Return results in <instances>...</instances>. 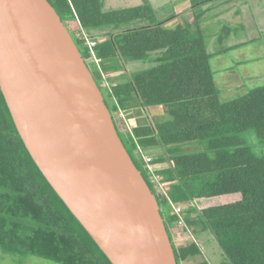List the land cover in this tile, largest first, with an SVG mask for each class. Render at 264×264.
Instances as JSON below:
<instances>
[{
    "label": "trees",
    "instance_id": "obj_1",
    "mask_svg": "<svg viewBox=\"0 0 264 264\" xmlns=\"http://www.w3.org/2000/svg\"><path fill=\"white\" fill-rule=\"evenodd\" d=\"M47 2L83 49L123 146L145 171L176 264H209L204 248L212 241L222 264H264V86L219 100L213 55L199 28L203 12L172 30L155 24L148 4L105 12L103 0ZM83 33L95 43L99 65ZM134 63L150 68L132 74L126 65ZM119 73L124 80L115 84ZM138 111L142 125L131 123ZM151 149L161 152L147 165L143 152ZM176 229L190 231L192 242L177 248ZM0 251L53 264H111L34 163L1 90Z\"/></svg>",
    "mask_w": 264,
    "mask_h": 264
},
{
    "label": "water",
    "instance_id": "obj_2",
    "mask_svg": "<svg viewBox=\"0 0 264 264\" xmlns=\"http://www.w3.org/2000/svg\"><path fill=\"white\" fill-rule=\"evenodd\" d=\"M0 90L34 163L111 264H176L156 198L47 0H0Z\"/></svg>",
    "mask_w": 264,
    "mask_h": 264
},
{
    "label": "rangeland",
    "instance_id": "obj_3",
    "mask_svg": "<svg viewBox=\"0 0 264 264\" xmlns=\"http://www.w3.org/2000/svg\"><path fill=\"white\" fill-rule=\"evenodd\" d=\"M103 2L105 12L148 4L154 11L155 24L165 23L164 27L172 30L190 24L195 16L193 11L198 15L203 12L199 28L204 36L207 53L213 55L210 67L216 89L219 91V100L223 103L230 102L264 86V0H103ZM197 4L201 6L192 10ZM172 17L175 18L170 19ZM80 52L83 54V49ZM149 68V65L144 63L126 65V70L132 74L144 72ZM122 69L123 66L117 64L116 70ZM120 74L114 76L115 84L124 80L123 77L119 78ZM237 85H242V88L232 92ZM131 115L132 124H144L141 112ZM122 139L127 143L125 136H122ZM127 147L129 148V145ZM160 152L159 149H151L146 153L153 158L154 155H160ZM144 172L142 169V176L146 179ZM174 238L177 248L185 247L193 240L190 231L180 229L174 230ZM204 252L207 254L209 264H222L225 261L215 241L206 246ZM0 264L53 263L31 256L23 258L7 255L0 251Z\"/></svg>",
    "mask_w": 264,
    "mask_h": 264
},
{
    "label": "built area",
    "instance_id": "obj_4",
    "mask_svg": "<svg viewBox=\"0 0 264 264\" xmlns=\"http://www.w3.org/2000/svg\"><path fill=\"white\" fill-rule=\"evenodd\" d=\"M83 39H84V44L90 49V52H91V58L94 60V62L97 64V65H99L100 64V61L97 59V56L94 54V52H93V49H94V47H95V43L93 42V41H91V39L89 38V37H87L84 33H83ZM142 152V151H141ZM147 151H145V152H143V154H144V160H145V163L147 164V165H149V164H151V155L150 154H147L146 153ZM142 154V153H141ZM150 169L152 170V171H157V170H159V169H161V167H155V166H153V167H150ZM173 210H174V212H175V214H177V215H180L181 214V210L179 209V208H175V207H173ZM181 224V223H180Z\"/></svg>",
    "mask_w": 264,
    "mask_h": 264
},
{
    "label": "crops",
    "instance_id": "obj_5",
    "mask_svg": "<svg viewBox=\"0 0 264 264\" xmlns=\"http://www.w3.org/2000/svg\"><path fill=\"white\" fill-rule=\"evenodd\" d=\"M188 11L190 12V8L188 9Z\"/></svg>",
    "mask_w": 264,
    "mask_h": 264
},
{
    "label": "clouds",
    "instance_id": "obj_6",
    "mask_svg": "<svg viewBox=\"0 0 264 264\" xmlns=\"http://www.w3.org/2000/svg\"><path fill=\"white\" fill-rule=\"evenodd\" d=\"M147 152H148V150H147Z\"/></svg>",
    "mask_w": 264,
    "mask_h": 264
}]
</instances>
